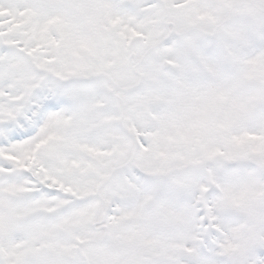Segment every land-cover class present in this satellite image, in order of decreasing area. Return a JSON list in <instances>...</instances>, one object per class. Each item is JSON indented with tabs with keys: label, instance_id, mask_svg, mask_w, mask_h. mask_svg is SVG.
I'll list each match as a JSON object with an SVG mask.
<instances>
[{
	"label": "snow or ice",
	"instance_id": "snow-or-ice-1",
	"mask_svg": "<svg viewBox=\"0 0 264 264\" xmlns=\"http://www.w3.org/2000/svg\"><path fill=\"white\" fill-rule=\"evenodd\" d=\"M0 264H264V0H0Z\"/></svg>",
	"mask_w": 264,
	"mask_h": 264
}]
</instances>
